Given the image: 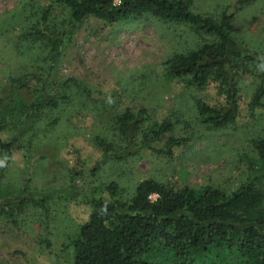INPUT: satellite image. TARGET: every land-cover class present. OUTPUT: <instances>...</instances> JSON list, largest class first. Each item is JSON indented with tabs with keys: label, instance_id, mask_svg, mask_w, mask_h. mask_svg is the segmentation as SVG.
I'll use <instances>...</instances> for the list:
<instances>
[{
	"label": "rangeland",
	"instance_id": "obj_1",
	"mask_svg": "<svg viewBox=\"0 0 264 264\" xmlns=\"http://www.w3.org/2000/svg\"><path fill=\"white\" fill-rule=\"evenodd\" d=\"M237 1L193 0V10L217 16L224 9L235 10ZM46 3L0 0L1 139L20 140L10 158L0 152V206L11 211L14 221L0 214V264H73L70 241L91 212L83 198L109 200L111 182L118 185L120 200L128 199L139 182L150 178L173 188L211 186L231 194L251 178L252 164L261 167L251 142L264 139V107L252 112L248 107L258 77L240 75L233 122L223 128L201 123L194 101L224 105L217 84L203 91L187 87L166 78L162 65L173 54L196 49L204 37L186 26L151 18L117 25L89 18L76 26L51 79L73 78L96 91L105 103L94 104L72 89L70 100L45 113L41 121L26 120L32 92L13 88L11 79L37 68L29 64L34 48L19 34ZM66 13L63 8L57 11L59 17ZM232 37L241 50L264 58V0H251L236 12ZM126 107L134 112L144 108L151 120L172 122V132L151 142V148L165 150L171 137L186 142L174 147L170 157L141 147L126 159H105L92 139L96 135L112 140L114 116ZM57 117L54 128L37 131L33 140L28 137L31 130ZM22 190L33 196L49 195L43 205L28 199L31 202L18 209ZM71 190L80 195H69Z\"/></svg>",
	"mask_w": 264,
	"mask_h": 264
},
{
	"label": "trees",
	"instance_id": "obj_2",
	"mask_svg": "<svg viewBox=\"0 0 264 264\" xmlns=\"http://www.w3.org/2000/svg\"><path fill=\"white\" fill-rule=\"evenodd\" d=\"M250 2L238 0L235 10L224 9L213 16L196 13L193 0H45L33 23L19 34V39L34 48L29 64L37 68L11 79L13 88L32 92L26 120L39 117L41 121L45 113L70 100L68 90L72 89L94 104L105 103L96 91L73 78L51 79L74 28L89 18L108 25L151 18L186 26L203 36L196 49L173 54L162 65L166 78L187 87L203 91L209 84H217L224 105L194 101L201 123L223 128L236 119L241 74L259 79L249 111L263 108L264 58L241 50L232 37L236 12ZM59 8L66 9L65 16L59 17ZM114 117L112 140L96 135L92 139L105 159L123 160L136 155L141 147L170 157L174 147L186 142L171 137L165 150L151 148V142L172 132L174 126L167 119L151 120L144 108L134 112L126 107ZM58 122V117L53 118L47 126L31 130L28 137L33 140L37 131L46 133ZM1 130L0 125V152L10 158L20 140L3 141ZM251 146L261 167L252 164L251 178L231 194L211 186L173 188L150 178L139 182L126 200L118 198L115 182L107 187L109 200L83 198L91 212L70 241L73 264H264V139L252 140ZM25 192L19 197L18 209L30 203L28 199L43 205V198L49 195ZM68 193L80 195L75 190ZM0 214L14 223L6 207L0 206Z\"/></svg>",
	"mask_w": 264,
	"mask_h": 264
}]
</instances>
